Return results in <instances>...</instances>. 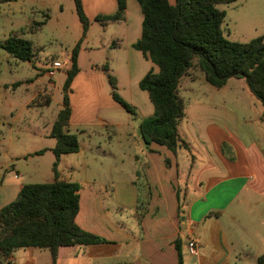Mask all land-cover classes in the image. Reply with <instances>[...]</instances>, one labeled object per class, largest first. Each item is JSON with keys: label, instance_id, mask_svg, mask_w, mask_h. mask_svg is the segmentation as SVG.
<instances>
[{"label": "crops", "instance_id": "crops-1", "mask_svg": "<svg viewBox=\"0 0 264 264\" xmlns=\"http://www.w3.org/2000/svg\"><path fill=\"white\" fill-rule=\"evenodd\" d=\"M134 1L132 17L128 0L121 21L100 23L109 28L121 22L123 27L118 41L102 45L105 61H93L86 74L78 68L71 81L66 131L77 136L79 150L59 157L57 167L63 163L68 172L63 177L58 174V180L74 182L72 176L77 164L82 162L87 168L83 162L87 160L92 165L98 162L101 165L102 161L113 157L121 161V165L125 160L129 167L113 165L116 178H109L111 189L84 187L75 182L80 189L74 223L104 242L59 247L55 264H264V119L261 104L256 106L245 81L235 78L228 79L224 85L230 89L225 94L226 100L216 101L209 97L206 101H191L189 94L197 92L199 86L195 85H200L204 79L199 71L194 76L189 70L178 87L184 116L177 124V134L185 145L172 153L164 146L145 144L138 128L143 119L151 116L153 106L138 83L146 73H156L157 67L132 47L140 37L142 22L139 5ZM81 7L84 13V0H81ZM96 16L85 18L91 22ZM115 54L121 55L119 64L125 70L128 97L134 104L133 112L122 118L119 113L123 108L113 99L110 83L105 86V101L100 90L88 95L83 90L87 83L90 86L104 82V76L97 73L103 64L107 71L114 72L116 62L110 56ZM82 76L85 80L79 81L84 84L80 86V96H76L74 85ZM116 78L114 76V80ZM115 83L118 86L117 79ZM238 90L245 94V104L241 96L234 94ZM128 127L133 131L137 128L136 144L130 142ZM107 130L109 141L100 151V158L96 157L83 142L92 135L102 137ZM119 131L124 138L121 144L113 140ZM30 155L17 156L11 167L3 169L0 209L14 201L25 184L22 179L28 175L19 171L16 163L20 159L24 163L31 161ZM190 240L194 243L193 253L187 248ZM7 262L51 264L52 260L47 249L26 247L14 250L7 260L0 256V264Z\"/></svg>", "mask_w": 264, "mask_h": 264}, {"label": "trees", "instance_id": "trees-1", "mask_svg": "<svg viewBox=\"0 0 264 264\" xmlns=\"http://www.w3.org/2000/svg\"><path fill=\"white\" fill-rule=\"evenodd\" d=\"M136 1L142 22L140 37L132 47L157 67L156 73H146L138 83L153 106L151 116L143 119L138 128L145 144L164 146L172 153L185 145L177 134V124L184 116L178 87L182 77L193 67H197L204 81L215 88L223 87L230 78L243 79L249 92L261 104L264 119V34L246 43L224 38L221 31L224 12L215 6L234 0H174L173 4L167 0ZM73 3L85 32L88 21L82 12L81 0H73ZM124 11L125 0H117L114 14L96 16L94 21L101 24L119 21ZM78 44L70 52L71 65L63 84V108L49 134L55 140L51 149L54 180L22 185L15 200L0 209L2 260H7L16 249L35 247L47 249L51 264H55L59 247L104 242L76 226L74 217L78 211L80 186L58 180L57 173L59 157L79 150L77 136L66 131L70 84L78 72ZM0 48L21 61H29L31 57V42L15 35L0 43ZM108 80L113 89L110 76ZM111 94L123 109L132 112L114 91ZM175 246L178 248V244Z\"/></svg>", "mask_w": 264, "mask_h": 264}, {"label": "rangeland", "instance_id": "rangeland-1", "mask_svg": "<svg viewBox=\"0 0 264 264\" xmlns=\"http://www.w3.org/2000/svg\"><path fill=\"white\" fill-rule=\"evenodd\" d=\"M133 2L129 0L131 17L134 15ZM127 4L128 0H125L126 7ZM84 5L83 14L87 19L92 15H111L116 11V0H84ZM215 7L224 12L221 31L225 39L246 43L264 34V0H234L227 4H217ZM88 23L84 32L73 0H0V43L13 35L31 42L29 61H21L0 48V176L4 175L5 167H11L10 164L16 162L17 156L29 153L32 156L31 161L24 163L20 159L16 163L19 171L28 175L22 179L25 184L52 181L54 155L51 149L55 145V140L49 134L58 113L63 108V84L71 65L70 52L79 43L76 67L81 68L86 74L93 61L96 63L105 61L106 52L102 51V45L109 44L113 40L118 41L117 38L123 33L121 22L114 23L109 28L103 27L94 20L91 22L88 20ZM110 57H114V61L118 63L113 65L114 72L107 71V66L103 64L97 73L104 76V82L99 81L90 86H87L89 85L87 83L83 90L86 95L100 90L101 98L105 101V86L109 84L108 76H110L115 86L111 89L109 85L110 91H114L122 98L133 112L134 104L128 97L125 70L119 64L121 55L115 54ZM53 61H59L61 67L50 77L47 71ZM104 66L107 72L103 70ZM190 72L197 76L198 68L193 67ZM114 76L117 77L118 86ZM79 80L83 82L85 77H80L74 85L76 96H80V86L84 84ZM199 84L195 85L199 86L197 92L189 94V100L206 101L212 97L216 101H221L226 100L225 94L230 92L228 86L221 87L220 90L202 79ZM234 94L241 96L244 104L246 103L245 94L240 90L235 91ZM253 100L259 107V101L254 97ZM250 110H254L253 106ZM129 113L125 109H120L119 116L127 117ZM134 129L135 131L128 127V132H130V142L136 144L134 139L138 132L136 127ZM106 133H109L108 130L102 137L92 135L91 139L85 138L83 142L87 149H92V154L96 157L105 149L103 146L109 141ZM113 137L116 143H124L121 131ZM98 145L99 148L96 147ZM83 162L86 163L87 168L82 162L77 164L78 168L74 171L72 179L84 187L89 185L93 188L106 186L111 189L109 178H116V172L112 170L113 165H117L116 168L129 167L125 160L123 166L119 163L121 161H115L113 157L102 161L101 165L100 162L93 165L88 160ZM67 172L63 163H60L57 167L59 176H66Z\"/></svg>", "mask_w": 264, "mask_h": 264}, {"label": "built area", "instance_id": "built-area-1", "mask_svg": "<svg viewBox=\"0 0 264 264\" xmlns=\"http://www.w3.org/2000/svg\"><path fill=\"white\" fill-rule=\"evenodd\" d=\"M61 67V63L59 61H53L51 63V66L49 68V70L47 71L48 73V76L52 77L54 75V72L56 69L60 68ZM187 248L189 250L190 253H193L194 252V243L192 240H190L187 244Z\"/></svg>", "mask_w": 264, "mask_h": 264}]
</instances>
